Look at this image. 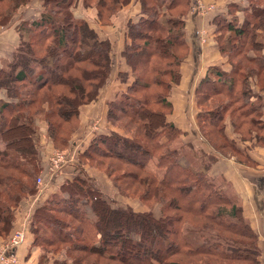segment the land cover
Instances as JSON below:
<instances>
[{
	"label": "trees",
	"instance_id": "obj_1",
	"mask_svg": "<svg viewBox=\"0 0 264 264\" xmlns=\"http://www.w3.org/2000/svg\"><path fill=\"white\" fill-rule=\"evenodd\" d=\"M32 1L0 0L3 3L0 28L14 21L20 8ZM77 1L37 0L38 15L21 19L16 25L18 44L11 59L0 67V90L3 91L0 95V221L5 223L0 227L2 232L11 222L12 208L39 191L35 178L40 169L42 145L37 118H43L44 135L55 148L54 141H66L68 128H59L60 122L52 118L69 119L78 126L81 107L97 100L111 75V41L108 37H99L94 27L73 13ZM130 1L81 0L84 7L95 10L97 23L106 26ZM246 2L239 8L229 5L231 17L218 21L219 50L227 60L237 59L236 63H232L229 72L210 67L194 90L195 118L200 132L207 139L212 132L210 128L216 127L233 153L238 150L221 124L226 116L215 117L219 109L229 111L239 138L255 136L264 143V123L259 119L258 101L254 98L259 95L249 84L252 77L264 70L260 49L264 39L256 32L261 29L264 36V0ZM140 4V16L125 22L127 41L120 55L126 68L118 72L119 77H124L120 82L125 84V89L106 103L105 117L109 120L115 110L127 115L144 131L142 136L149 148L135 141L130 132L118 134L112 122L113 128L109 131L95 132L77 153L75 174L61 180L31 215L29 230L33 232V242L53 248L51 252H55L53 245L63 243L67 244L68 252L77 250L83 254L70 257L64 254L65 261L67 257L72 258L71 264L82 263L88 255L94 256L95 261H85V264H103L102 261L106 264L110 261L115 264H258L261 254L258 238L234 199L210 181L205 168L182 164L178 150L167 147L180 130L166 118L170 102L153 85H160L157 74L171 73L167 65L177 66L187 55L184 17L189 11V0H140ZM236 11L240 14H235ZM224 31L229 33L222 40ZM230 38L234 40L228 46ZM179 47L180 56L175 52ZM35 51L39 54H34ZM248 65H253L254 70ZM177 76L178 73L175 79ZM255 81L261 88L264 86L259 84H264V80ZM22 82L30 87L22 89L16 84ZM39 89H44L45 94H35ZM137 92L142 94L132 96ZM214 96L226 99L217 106L205 108L204 102ZM44 103L50 109L43 113L39 107ZM161 105L166 108L165 112ZM70 140L71 137L67 138V145ZM94 156L117 159L103 170L117 191L129 196L117 179L126 187L136 184L135 190H142L139 200L156 197L155 205L161 203L158 213L153 212L155 205L144 203L141 210L127 204L113 206L84 171ZM154 157L156 166L163 169L161 175L146 167ZM129 164L137 170L135 177L129 170L116 174L117 169L123 170L122 166ZM54 209L70 215L71 219L66 222L50 215ZM73 220L79 225L73 226ZM185 221L190 229L183 226ZM40 223L50 231L48 236L38 235ZM175 255L182 258L173 260Z\"/></svg>",
	"mask_w": 264,
	"mask_h": 264
},
{
	"label": "rangeland",
	"instance_id": "obj_2",
	"mask_svg": "<svg viewBox=\"0 0 264 264\" xmlns=\"http://www.w3.org/2000/svg\"><path fill=\"white\" fill-rule=\"evenodd\" d=\"M138 0H133L129 6L124 7L123 9H121L120 12H118V14L116 13L112 19V23L115 24H121L124 20H125V16H129L130 15V9L132 7H134L135 3ZM201 3V0H198ZM243 4H247L246 0H242ZM191 2V0H190ZM264 3V2H262ZM201 5H203L201 3ZM0 7L3 8V3H0ZM191 7V6H190ZM189 7V10L191 9ZM39 8L38 2L37 0L32 1L27 7L25 6L24 8L21 7L20 8V16L16 17L14 19V21L20 20V17H22L21 19H32L34 17H36L37 14V10ZM190 12H192V9L190 10ZM73 13H75L76 16H80L83 18V15L86 17V19L88 20L89 24L95 28V30H97V32L101 33V34H105L107 32L108 29H113L112 27H103L101 25H99L96 21V12L93 8H87L84 7V5L82 4L81 0L77 1V3L74 5L73 7ZM199 25H198V38L200 40V42L206 44L208 42V38H214L215 40V44L218 45L217 41H216V36H217V31H218V25L216 24H209V26H207L206 23H204L203 18H201L199 20ZM119 27V26H117ZM214 30L216 31H213ZM221 28V27H220ZM115 30V29H113ZM256 32L259 33L260 36H262V38L264 39V36L262 34L261 29H258ZM228 31H224L222 33V40L227 39V35H228ZM213 35V37H211V35ZM231 40H234V38H230L228 41V46L231 43ZM227 41V40H226ZM264 44V40L262 41ZM262 45V47L260 48L262 50L261 54H264V45ZM241 46V44H238ZM219 46V45H218ZM235 46H237V44H235ZM244 46V45H243ZM247 47V46H245ZM176 48V47H175ZM176 53H178V56L181 55L180 52V47L175 51ZM120 51L115 47L112 46V55H113V61H112V65H111V75L108 79V82L106 83L107 85L105 87H103L100 92L98 93L97 96V100L94 102H91L87 105L82 106V114L80 116V123L78 124V126L76 125V122H70L69 119L68 121H64L61 120L59 121L58 118H52V121L55 122H60L59 128L62 129H66L68 128V132L66 133L65 136V140L67 141V138L71 137L70 140V144L67 145L66 141L64 142H56L54 141L55 144V148L54 144L51 143L49 141V139H46L44 132V122H43V118L38 119L37 118V122H39L40 125V130H41V147H40V156H42L44 154V152H48L49 149H56V150H60V151H68L69 154L71 151H74V160L73 162H71V166H73V168H67L66 172H69L68 177H70L75 171H74V165L76 163L77 157H75L76 151L79 148H83V146L86 145L87 140L85 141L86 134L87 132H89L90 128L88 127V123L91 119H94L95 116L100 120L101 122H98L99 125V129L105 130L106 131L110 130V122H112L114 124V128H116V132L118 134L124 135L128 132H130L131 134L134 135V140L137 142H140L142 144L143 147H148L149 148V143L148 141L142 136L143 135V130H141L140 126L135 125V123L133 121H131V119L127 116V115H121L119 114L116 110L115 112H112V115L110 117L109 120H106V113L105 109H106V102H108L109 99L114 98L115 96H117L120 92L123 91L125 84L121 83L124 79V77H119L118 76V72L121 71L122 66L124 65L123 62V58H121V56L119 55ZM34 54H39L37 51L34 52ZM188 51H187V55H188ZM250 54V53H249ZM187 55L184 57L183 60H180L179 64L177 66H171V65H167V68L169 69L168 71H171V73H168L166 75H161V74H157V78L160 84L159 86H155L153 85L154 90H159L163 93L164 97H167L168 101L170 102V110L167 109V111L165 112L166 108L164 106L161 105L162 107V111L165 112L166 114V118L168 120H171L175 125L178 126V129L180 130V132L178 133L177 137L172 139V141L168 144V148H176L178 150V154H180V158H181V162L182 164H190V165H194V167L197 168V166H199V168H204L205 167V161H204V156L205 154H207L205 152V146H200L197 147L199 144V142L196 139V135L198 133V131L196 130L197 133H195V137L193 138L192 136L189 137L187 135L188 131L186 132H182L181 129L183 126L182 125L183 122L184 124H189L192 128L193 125H191V122L194 124H197L196 118H195V96H194V85L196 84V77L195 76H191V67L185 63V59L187 58ZM224 56H226L224 54ZM189 58V56H188ZM155 58L153 57L152 60H154ZM237 59H233L232 61L227 60V63L232 66V63H236ZM260 61V60H259ZM184 62V63H183ZM165 62L162 61L161 66H164ZM225 63V61H223L222 65ZM225 65V64H224ZM150 66V64H149ZM227 66V65H226ZM248 68H253L254 70V66L253 65H248ZM247 67H245L244 69H247ZM89 70V67H88ZM205 69H202V73ZM72 74H74V72H71ZM176 73H178L177 79H175L176 77ZM259 74L256 77H252L251 79V83H249L250 85H255L256 84V79H260V80H264V70L261 72H258ZM173 74V75H172ZM175 75V77H174ZM195 77V78H194ZM130 80L129 78L127 79V81ZM121 81V82H120ZM18 84L19 87H21L22 89L26 88L28 89L30 86L27 85L26 82H22V83H16ZM260 85H264L259 83ZM256 86V85H255ZM257 87V86H256ZM259 88H261V86L258 85ZM56 89V88H55ZM61 89V88H60ZM262 89H264V86H262ZM44 89H39L35 92V94L37 95H41L42 92L43 94H45L43 91ZM58 90V89H57ZM142 93L137 92L132 94V96H140ZM28 96V95H27ZM162 98V97H161ZM224 99H226L224 96H214V97H210V99H208V101H205V108H209L210 107H214L217 106L219 104H221L222 101H224ZM155 105V106H154ZM153 107L158 108V106L156 104H154ZM159 105V104H158ZM160 106V105H159ZM59 107V106H58ZM40 109H42V112L44 113V111H47L50 109V106L48 107L47 103H44L43 106L39 107ZM161 109V108H160ZM219 109V108H217ZM229 111H225V110H221L219 109V111L215 114L216 118H218L219 116H226L225 117V121L222 124V128L225 126V123L228 125H232L233 127L235 126L232 123L231 118L229 119L228 113ZM43 115V114H40ZM184 116V119H183ZM105 120H104V119ZM138 119L136 120V122H138ZM140 122V121H139ZM176 126V127H177ZM189 128V127H188ZM230 128V127H229ZM235 128V127H234ZM98 129V130H99ZM200 131V128H198ZM203 130H205L203 128ZM210 130H212L211 134H209L208 136H206L207 139H210L209 141L212 143L213 145V150L219 151L223 154H231L232 152L230 151L229 148H227V146L224 144V140L223 138H220V134L218 131V129L216 127H211ZM238 132L240 133V131L242 132L241 129L237 128ZM105 131V132H106ZM72 132V133H71ZM207 132V131H206ZM230 132V130H229ZM71 133V134H70ZM202 133V132H201ZM199 135V133H198ZM248 135V134H245ZM251 136V135H250ZM248 136V137H250ZM81 139V141L79 140ZM75 141L77 143H79V148L75 149L76 147H72L71 142ZM194 141V142H193ZM192 143H195L192 144ZM190 144V146L188 145ZM60 147V148H59ZM110 161H118L115 158H100L99 156H94V159H90L89 160V164L90 166L86 165V173L90 175V177H92V179H94V183L96 185H98L101 190L103 191L106 199L110 200L111 204L113 206H117V205H123L126 206L130 205L133 207V209L135 210H141V207L143 206V203L145 205H155L154 201L157 199L156 197H151V199H147V200H139V198L141 197V188L139 191L135 190L136 188V184L132 185V186H127L123 183V181H120L119 179H117L118 183L122 184V187L124 189L125 194H128L129 196H124L122 193H120L119 191H117L115 185L113 184L112 181H110V179L106 176L105 168L108 166V164L110 163ZM94 165V166H93ZM146 167L147 169H150L151 171L157 173L158 175H161L163 173V169L158 168L156 166V158H150L148 160V162L146 163ZM123 170H119L117 169L116 174H120L122 173L124 170H129V172H131L134 177L136 174V169L133 165L129 164V165H125L122 166ZM40 171V169H39ZM61 176H60V180L64 179V172L63 170L59 171ZM39 176V173L37 175V177ZM36 177V178H37ZM67 177V178H68ZM36 178H35V182H36ZM111 178V177H110ZM126 187V188H125ZM123 192V193H124ZM153 196V195H152ZM142 198V197H141ZM32 199H33V195H29L26 196L25 198L21 199L19 201V204L16 207H13L11 210V222L9 224H7V228L4 230V232L0 231V250L6 246V244H8L10 241H12L14 238H16V236H18L19 230L21 229V227H23V225H25L27 223L26 221V213L30 212L31 214L34 213V209L32 206ZM160 205L161 203L155 205L153 207V212L158 213L157 211L160 209ZM57 209H54V212H51L50 210V215H56L58 218H60V220H64L66 222L69 221V219H71V216H67L65 214H62L60 212H56ZM48 213V212H47ZM49 214V213H48ZM9 219V220H10ZM230 219V218H228ZM232 219V218H231ZM188 221V219H186ZM225 222H227L226 220H224ZM42 223V222H41ZM39 225V231H38V235L41 237H45L48 236L50 234V231L47 230L46 226H44L43 224ZM5 223H2L0 221V227L4 226ZM73 226L75 225H79V223L75 220H73L72 222ZM186 226L188 229L191 228L190 224H188V222H184L183 226ZM69 229V228H68ZM31 234V232H30ZM214 234V233H213ZM24 238V237H23ZM83 243H80V245ZM41 248L45 249L46 251H52L53 248L51 247H47L46 245H41ZM55 248V252H54V259H55V263L57 264H71L72 258H69L70 256H73L74 254H79V255H83L82 253H80L77 250H70L69 252L66 250L67 244H63V243H57V246H54ZM57 249V250H56ZM66 253L69 255V257H67L68 261H65L64 258V254L66 255ZM66 257V256H65ZM47 258V257H46ZM70 260H69V259ZM182 258L181 255H175L173 256V260L175 259H179ZM85 261H89L90 263H93L95 261V257L92 255H88L86 256V258L83 260L82 263L80 264H85ZM103 264H106L104 261H102ZM18 264V262L16 263ZM107 264H115V262L110 261L107 262Z\"/></svg>",
	"mask_w": 264,
	"mask_h": 264
},
{
	"label": "crops",
	"instance_id": "obj_3",
	"mask_svg": "<svg viewBox=\"0 0 264 264\" xmlns=\"http://www.w3.org/2000/svg\"><path fill=\"white\" fill-rule=\"evenodd\" d=\"M131 0L127 5H130ZM193 0H189V7L192 6ZM201 3L207 8L204 14L192 13L190 10L184 17L185 20V32L184 38H186V42L188 45V55L185 59V63L188 64L191 68V76L196 77V84L199 82V79L203 76L207 69L213 66H217L222 72L231 71V66L227 63L226 56L222 55L219 50V46L215 44L214 38H208V42L206 44L200 42L198 38V25L199 20L203 18L204 23L209 26L212 23L218 25L219 19L225 17H231L232 14L228 15L230 11L228 10L229 5H233L236 8L243 6L242 0H201ZM123 7V8H124ZM122 8V9H123ZM191 8V7H190ZM141 4L140 0H138L134 7H132L129 16H125V20L121 24H107L108 27H112L113 29H108L105 34H101L99 37L107 38L111 41L112 46H115L120 52L123 49L124 43L126 40V26L125 22L129 19L135 20L141 14ZM229 11V12H228ZM235 14H240L239 11H236ZM20 16L17 15V17ZM80 17V16H79ZM22 17H20L21 20ZM83 18L88 22L86 17L83 15ZM20 20L13 21L6 25V27L0 28V67L7 62V60L11 59V53L18 44L19 36L17 30L15 29L16 25L20 22ZM113 21V19H112ZM114 22V21H113ZM89 24V22H88ZM212 24V25H213ZM112 25V26H111ZM90 27H92L89 24ZM103 27H107L106 25H101ZM119 26V27H117ZM97 31V30H96ZM213 31L214 28H213ZM216 32V31H215ZM219 31H217V35ZM214 34L211 35L213 37ZM120 55V53H119ZM264 55V54H263ZM121 56V55H120ZM189 56V58H188ZM225 61V65L223 63ZM184 63V62H183ZM227 65V66H226ZM125 65L122 66L121 69H125ZM202 69H205L202 73ZM218 72V70H217ZM194 77V78H195ZM215 77L217 78L218 76ZM213 77V78H215ZM219 78V77H218ZM196 84L193 89L195 90ZM257 87H256V86ZM252 84V89L255 90L256 94L259 95L256 98L258 101V108L260 110L259 119L262 123H264V89L259 88L258 84ZM2 92V93H1ZM3 94V91L0 90V95ZM113 99V98H111ZM253 99V97H251ZM109 101V100H108ZM107 103V102H106ZM82 112V107H81ZM105 113V112H104ZM82 114V113H80ZM196 114V113H195ZM104 119V118H103ZM184 119V116H183ZM96 120L95 129L92 128L93 122ZM105 120V119H104ZM98 122H101L96 116L94 119H91L88 123V127L90 128L89 132L86 134V139H90L95 132H105V130L99 129ZM174 124V123H173ZM175 125V124H174ZM182 127L181 131H188L187 135L189 137H195L196 130L198 131L196 135V139L199 142L197 147L205 146V169L210 181L215 182V184L221 188L224 193L228 196H231L232 199L236 202L238 208L242 211V215L245 218L246 222L250 225L251 229L258 238V247L260 250L259 262L258 264H264V143L263 140L258 139L257 137L252 138H239V134L234 132L233 126L225 123V131L227 138L237 148V153L231 154H223L219 151L213 150L212 143L205 139L202 133L199 131V125L193 124L191 122V126L187 124ZM177 126V125H176ZM111 127V125H110ZM189 127V128H188ZM230 127V128H229ZM178 128V126H177ZM99 129V130H98ZM180 129V128H179ZM230 130V132H229ZM108 131V130H107ZM81 141V139H79ZM87 140V141H88ZM194 142V141H193ZM195 145V143H192ZM72 147L79 148V143L72 141ZM190 146V144H188ZM53 149V148H52ZM52 149H49L48 152H44L40 162V169L43 168L47 158L46 154H48ZM81 148H79L76 153L80 152ZM74 156V155H73ZM77 157V154H75ZM74 160V159H73ZM70 160L65 164L61 170H63L64 179H66L69 175L67 168H73L71 166ZM88 166V165H87ZM86 169V165L84 166ZM86 171V170H84ZM76 172V171H75ZM75 172L70 176L72 177ZM62 174V173H61ZM59 173L58 175H54L53 177H46L45 183L43 184V191L38 195H33L32 206L33 209L39 206L40 202L44 198H46L50 193L54 192L57 189V184L61 182ZM63 180V179H62ZM30 212L26 213V221L27 223L23 225L25 235L23 240L14 248V254L18 260V264H57L54 259V252L46 251L41 248L40 245H37L33 242L34 236L33 232L29 230L31 216ZM31 232V234H30ZM47 257V258H46Z\"/></svg>",
	"mask_w": 264,
	"mask_h": 264
},
{
	"label": "built area",
	"instance_id": "obj_4",
	"mask_svg": "<svg viewBox=\"0 0 264 264\" xmlns=\"http://www.w3.org/2000/svg\"><path fill=\"white\" fill-rule=\"evenodd\" d=\"M192 13L204 14L207 8L198 0H193ZM96 120L92 124V128L95 129ZM74 151H71L70 154L68 151H60L56 149H52L48 154H46V162L43 168L39 171V176L36 178V183L39 187V191L36 193L37 195L43 191V184L45 183L46 177H53L54 175H58L62 167L67 164L70 160H73ZM25 235L24 228L21 227L19 230L18 236L10 241L6 246H4L0 250V264H16L18 262L16 255L14 254V248L23 240Z\"/></svg>",
	"mask_w": 264,
	"mask_h": 264
}]
</instances>
